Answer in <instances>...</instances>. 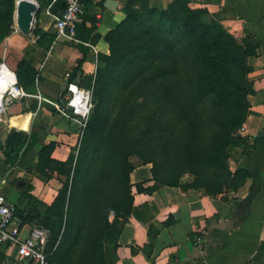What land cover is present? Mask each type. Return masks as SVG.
Returning a JSON list of instances; mask_svg holds the SVG:
<instances>
[{
    "label": "trees",
    "instance_id": "trees-1",
    "mask_svg": "<svg viewBox=\"0 0 264 264\" xmlns=\"http://www.w3.org/2000/svg\"><path fill=\"white\" fill-rule=\"evenodd\" d=\"M40 1L55 15L65 7V0ZM189 2L127 0L124 17L104 35L108 53L97 56L92 107L76 151L64 161L51 157L53 142L39 151L35 170L62 178L61 186L48 205L31 196L29 184L15 203L22 223L49 229L48 264H116L136 193L173 186L216 197L250 177L243 167L231 170L230 161L236 147L249 152L240 128L255 92L248 59L260 45L250 31L238 39ZM14 8L15 0H0V40L12 31ZM33 35L36 42L45 35L54 40L56 31L36 26ZM79 67L80 61L73 74ZM15 73L35 95L38 69L21 58ZM29 140L26 148L33 133ZM21 143L8 159H17ZM145 164L151 178L131 183L132 171Z\"/></svg>",
    "mask_w": 264,
    "mask_h": 264
},
{
    "label": "crops",
    "instance_id": "crops-1",
    "mask_svg": "<svg viewBox=\"0 0 264 264\" xmlns=\"http://www.w3.org/2000/svg\"><path fill=\"white\" fill-rule=\"evenodd\" d=\"M105 1L83 0L76 29L80 42L50 40L48 35L36 42L33 31L25 35L17 30L5 39L0 60L15 70L25 58L42 76L35 80L31 91L35 95L14 101L0 113V192L9 200L18 202L21 190L29 184L31 196L48 205L61 186L62 178L48 179L34 166L39 151L50 142L54 144L51 157L57 160H66L77 149L79 124L59 114L53 103L62 106L64 82L91 88L97 56L108 53L104 35L124 17L122 7L127 0H115V9ZM149 1L165 6L172 0ZM189 5L206 8L238 39L250 31L260 45V54L248 59L253 68L248 77L255 92L248 97L250 107L241 133L248 136L249 152L236 147L230 161L231 170L243 167L250 177L237 191L216 197L173 186L136 193L118 239L116 264H264V0H190ZM49 7H40L33 30L38 26L55 32L54 19L46 13ZM79 61V70L73 74ZM12 131L22 135L10 146L7 137ZM31 133L35 140L26 148ZM20 141L17 159H8ZM150 166H137L130 174L131 183L150 179ZM21 206H27V200Z\"/></svg>",
    "mask_w": 264,
    "mask_h": 264
},
{
    "label": "built area",
    "instance_id": "built-area-1",
    "mask_svg": "<svg viewBox=\"0 0 264 264\" xmlns=\"http://www.w3.org/2000/svg\"><path fill=\"white\" fill-rule=\"evenodd\" d=\"M82 12L83 0H65L64 10L58 15L51 13L47 8L46 13L55 21V38L80 42L76 36V29ZM68 77L70 74L67 73L66 78ZM67 90L70 96L65 95L63 103L70 106L71 110L57 103L53 105L63 117L79 124L81 135L92 107V88H80L72 82H67ZM30 95L17 83L15 70L5 60L0 61V113L9 104ZM36 97L41 99L39 94ZM242 130L243 125L240 132ZM49 237V229L38 222L22 223L17 215L16 203L0 192V264H48Z\"/></svg>",
    "mask_w": 264,
    "mask_h": 264
},
{
    "label": "water",
    "instance_id": "water-1",
    "mask_svg": "<svg viewBox=\"0 0 264 264\" xmlns=\"http://www.w3.org/2000/svg\"><path fill=\"white\" fill-rule=\"evenodd\" d=\"M105 5L108 8L115 9L116 1L115 0H106ZM40 10V5L36 0H15L14 8V22L16 25V30L25 34L32 35L34 28V19L37 12ZM55 21L53 20L52 24ZM62 89L66 92V96H70V92L67 90V82L63 83ZM63 108L71 110L70 106H65L62 104ZM21 133L17 131H12L7 137V144L13 146L18 143L21 138Z\"/></svg>",
    "mask_w": 264,
    "mask_h": 264
},
{
    "label": "rangeland",
    "instance_id": "rangeland-1",
    "mask_svg": "<svg viewBox=\"0 0 264 264\" xmlns=\"http://www.w3.org/2000/svg\"><path fill=\"white\" fill-rule=\"evenodd\" d=\"M37 1V0H36ZM38 2V4H39V1H37ZM12 31H11V33H13V32H15V30H16V25H15V22H14V16H13V24H12ZM10 33V34H11ZM8 36H6L4 39H1L0 40V59H1V55H2V47H3V44H4V42H5V39L7 38Z\"/></svg>",
    "mask_w": 264,
    "mask_h": 264
}]
</instances>
